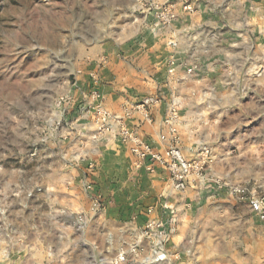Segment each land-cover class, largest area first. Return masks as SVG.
<instances>
[{
    "label": "rangeland",
    "instance_id": "1",
    "mask_svg": "<svg viewBox=\"0 0 264 264\" xmlns=\"http://www.w3.org/2000/svg\"><path fill=\"white\" fill-rule=\"evenodd\" d=\"M152 2L0 0V253L32 244L44 215L40 205L51 202L46 187L54 182V154L67 157L71 146L61 144L58 135L77 102L72 89L78 69L93 46L130 33L141 18L135 17L150 11ZM207 61L187 65V72L193 68L190 79H185L181 101L171 105L186 111L185 125L194 140L190 156L208 151L207 174L222 185L198 194L192 203L188 192H176V230L163 264H177L179 252L194 254L212 247L215 239L225 248L232 242L229 233L236 235V249H243L250 228L245 217L252 213L230 187L264 193V60ZM80 153L79 148L71 152ZM140 257L131 256L146 264L136 260Z\"/></svg>",
    "mask_w": 264,
    "mask_h": 264
},
{
    "label": "crops",
    "instance_id": "2",
    "mask_svg": "<svg viewBox=\"0 0 264 264\" xmlns=\"http://www.w3.org/2000/svg\"><path fill=\"white\" fill-rule=\"evenodd\" d=\"M154 1L172 2L177 19L162 26L150 11L140 12L135 19L141 18L129 27L130 33L123 32L93 46L89 60L78 69L72 89L77 102L69 108L67 121L64 119L66 129L58 135L62 137L61 144L71 146L67 157L53 152L57 157L50 169L54 182L46 187L52 195L51 202L49 206L40 205L44 215L42 220L38 218L36 236L29 240L32 244L3 250L0 264H100V259H104L103 264H114L123 253L128 261L119 264H138L128 249L141 240L147 220H167L171 213L177 215L178 193L165 167L156 166L154 172L137 167L130 147L116 135L108 133L93 139L97 126L93 112L86 106L91 92L100 91L106 108L163 151L166 145L160 134L166 130L164 118L171 102L182 99L181 89L190 76L187 65L207 63L209 59L231 65L264 60V0ZM171 58L176 61L174 73L168 70ZM148 96L158 98L148 107L149 116L134 107ZM185 112H178V131L183 152L191 157L189 143L194 140L185 125ZM76 148L81 153L73 156L71 152ZM87 184L92 185L91 189L87 190ZM221 185L218 179L208 180L207 184L192 180L185 192L192 203L198 194L217 190ZM97 196L103 207L93 212ZM240 202L252 213L245 217L250 228L244 234L243 249H236V235L229 233L226 238L232 242L225 243L227 247H220L215 239L212 247L195 249L194 254L179 252L177 264H264V223L248 201ZM151 206L154 211L148 213ZM79 213L85 215L80 224ZM148 254L145 251L144 255ZM143 256L136 260L142 261Z\"/></svg>",
    "mask_w": 264,
    "mask_h": 264
},
{
    "label": "built area",
    "instance_id": "3",
    "mask_svg": "<svg viewBox=\"0 0 264 264\" xmlns=\"http://www.w3.org/2000/svg\"><path fill=\"white\" fill-rule=\"evenodd\" d=\"M187 9L192 10L190 5ZM149 10L155 18L158 25L166 26L172 24L177 19V12L174 4L170 1L158 2L154 1L149 4ZM169 72L174 73L176 70L175 58L169 60ZM192 67L188 68L190 73ZM158 102V98L148 96L143 98L134 107L141 109L148 114V107ZM88 110L94 114V121L97 126L93 139H97L101 135L112 134L130 147L131 152L136 157V166H144L147 171L154 172L156 166L165 167L171 177L173 188L176 191H185L192 180L205 184L206 181L212 180L207 174V168L212 162L208 151H202L194 157H187L181 147V137L178 131V123L180 122L179 113L175 105H170L164 123L166 125L165 132L160 134V139L165 143L163 151L157 150L150 142L144 140L135 130L128 127L125 120L108 108L101 102V93L98 90L91 92L90 101L86 105ZM131 112L128 111L129 115ZM93 166V163H91ZM92 185L87 184V190L91 189ZM241 200L248 201V204L253 212H255L264 223V193L257 194L252 192L245 186L230 187ZM103 207L101 197L97 196L93 199L91 210L98 212ZM154 207L148 208V213H152ZM171 213L169 219L151 217L147 220L141 230V240L133 243L128 254L132 257L143 256L145 251L148 255L143 256V260L147 263L165 262L169 259L168 241L175 232V219ZM77 223L85 221V215L78 216ZM144 241H146L144 244ZM128 256L126 253L119 254L114 264L126 261ZM104 263V259H100V264Z\"/></svg>",
    "mask_w": 264,
    "mask_h": 264
}]
</instances>
